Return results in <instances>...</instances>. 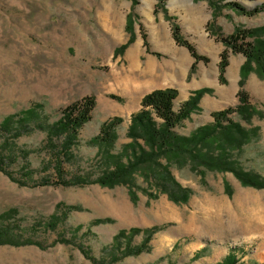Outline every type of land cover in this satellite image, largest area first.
<instances>
[{"label": "rangeland", "instance_id": "rangeland-1", "mask_svg": "<svg viewBox=\"0 0 264 264\" xmlns=\"http://www.w3.org/2000/svg\"><path fill=\"white\" fill-rule=\"evenodd\" d=\"M227 2L252 10L264 0H0V124L31 108L38 115L17 130L19 137L0 136L12 154L2 159L0 152V264H221L232 251L236 264H264V187L244 186L229 171L191 161L170 167L190 192L184 203L157 193L142 177L130 187L91 183L100 173L90 141L102 125L120 118L115 148L128 143L142 97L171 88L178 91L175 110L193 92L208 90L175 129L180 136L212 124L213 113L234 109L238 90L247 94L243 116L226 117L246 133L244 141L227 146L236 166L264 184V76L250 62L242 77L244 56L221 41L236 29L254 32L250 41L256 48L260 43L264 58V13L246 16ZM172 24L208 59L191 73L194 59L173 41ZM85 98L95 106L66 152L63 139L49 140L47 131ZM223 136L240 139L234 132ZM134 228H155L148 250L123 256L128 241L140 245L142 233L122 240L120 251L113 238Z\"/></svg>", "mask_w": 264, "mask_h": 264}, {"label": "trees", "instance_id": "trees-1", "mask_svg": "<svg viewBox=\"0 0 264 264\" xmlns=\"http://www.w3.org/2000/svg\"><path fill=\"white\" fill-rule=\"evenodd\" d=\"M210 5L219 0H207ZM257 1V0H246ZM226 7H230L246 16H253L259 12L264 13V3L260 6L247 10L237 2H227ZM254 32L236 29L232 35L222 38L221 41L233 54L244 56L245 63L241 67V76L244 77L247 69H250V62H254L264 76V58L260 43L254 44ZM171 37L176 45L184 47L194 63L190 73L199 61L207 63L205 56L199 55L194 46L185 41L181 35V29L176 25H171ZM250 41V42H249ZM145 42V39H144ZM145 44V43H144ZM126 46V45H125ZM124 46V47H125ZM123 48V47H122ZM226 50L221 54V61L218 64L219 80L223 81V74L227 67ZM241 77V78H242ZM242 81L240 80V86ZM208 90L201 89L193 92L190 97L181 103L177 110L174 109V101L178 96V91L171 88L153 90L144 95L140 102V109L131 115L125 137L128 143L115 148L117 141V129L122 123L118 117H114L105 122L100 128L99 134L90 143L97 147L96 167L99 175L91 183H97L103 187H114L116 185L132 186L136 177H142L144 182L159 194H165L175 203H184L188 199L189 191L177 182L172 176L170 167H182L187 161H191L195 166L209 167L217 172L229 171L244 186L263 188L261 179L256 175L244 172L232 161L227 143L236 148L241 147V141L245 134L242 128L227 120V115L236 113L243 116V113L250 108L248 97L245 92L238 90V105L234 109H226L212 114L214 122L212 124L196 129L189 136H180L175 129L187 120L190 114L198 109L200 97ZM95 106L93 98H85L80 102L65 108L62 115L55 124L47 131V138L52 137L63 139L61 148L67 152L68 147L75 146L77 143L78 130L89 121L90 114ZM38 115L35 108L28 109L20 114L5 117L0 124V136L10 135L17 138L21 135L17 130L26 122L37 119ZM246 123L248 119L244 118ZM227 122L226 125L220 123ZM234 132L240 135L239 141H233L223 135ZM223 137V138H222ZM1 158L5 152L6 158L10 159L12 154L7 149V142L0 144ZM228 153V155H227ZM165 161V164L162 163ZM1 170V167H0ZM61 162H57L55 172L60 176ZM130 198L136 202V194L130 190ZM99 222V221H97ZM155 228L131 229L130 231H120L113 238V245L117 251L122 246V240L127 237L142 233L143 239L140 245L131 246L129 241L124 247L123 256L139 255L147 251L146 248L149 237ZM128 233V234H127ZM120 251V250H119ZM232 251L222 261L221 264H236V258Z\"/></svg>", "mask_w": 264, "mask_h": 264}, {"label": "bare ground", "instance_id": "bare-ground-1", "mask_svg": "<svg viewBox=\"0 0 264 264\" xmlns=\"http://www.w3.org/2000/svg\"><path fill=\"white\" fill-rule=\"evenodd\" d=\"M148 71V70H147ZM142 73L140 74V75H146V74H149V73H151V72H148V73H146V71L145 72H143V71H141Z\"/></svg>", "mask_w": 264, "mask_h": 264}, {"label": "crops", "instance_id": "crops-1", "mask_svg": "<svg viewBox=\"0 0 264 264\" xmlns=\"http://www.w3.org/2000/svg\"><path fill=\"white\" fill-rule=\"evenodd\" d=\"M181 33H182V30H181Z\"/></svg>", "mask_w": 264, "mask_h": 264}]
</instances>
